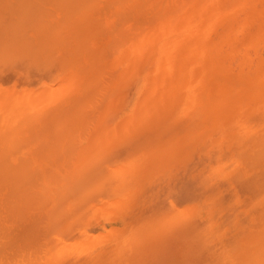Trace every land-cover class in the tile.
<instances>
[{
    "label": "bare ground",
    "instance_id": "bare-ground-1",
    "mask_svg": "<svg viewBox=\"0 0 264 264\" xmlns=\"http://www.w3.org/2000/svg\"><path fill=\"white\" fill-rule=\"evenodd\" d=\"M62 1L65 0H0V264H264V66L262 59H259L260 55L255 51L253 53L252 47L249 49L256 43L259 47L261 40H264V0H196V4L194 1V4L188 5L192 9L196 6L195 17L193 13L185 12V9H192L186 8L183 0H66L65 7L71 12L73 10L72 13H79V10L85 14H80L86 17L83 20L86 22L83 29L88 28L90 33L88 30L84 33L82 28L78 29L80 23L77 27L74 26V21V24L69 22V25L75 32V29L81 30V34L87 35L88 39L87 33L92 35L93 32L95 43L99 41L100 44L99 39L102 36L103 46L98 44L96 48L86 49L84 41L88 40L84 35L80 39V36H77L80 34L78 31L76 37L80 40H73L75 35L71 39V32H68L73 29L64 27L60 32L63 39L66 37L65 40L61 38L63 45L59 43L60 47L57 44L58 38L54 40L57 43H53L62 48L61 51L67 52L60 51L62 56L67 57L65 60L68 61L70 57L73 59L68 63L62 61L64 58L60 56L64 68L69 64L73 67L70 72L66 70L60 74L47 65L49 53L42 52L41 45L44 40L38 42V37L42 32L40 18L48 11V3L58 8L60 2L63 5ZM41 7L46 9L42 11ZM54 11L56 14L65 13ZM95 12H98L99 17L102 12L110 17L114 12L117 20L115 18L113 21L121 19V25L125 24L128 18L131 21L135 18V24L131 21L127 24L137 27L143 22L147 23L148 27L140 28L142 31L137 30L139 33L135 32V35L125 38L129 32H126L125 27L122 30L121 26H116L118 22H114L116 28L113 30L110 27V32H106L107 24L99 25L104 21L103 16V20L100 18L97 25L95 22L98 19L92 23L91 20L96 18ZM50 13L48 11L46 14L51 15ZM90 13L93 14L90 16ZM146 13L156 21L150 19V23L149 17H145ZM118 14L119 17H131L133 14L137 16L118 18ZM66 15L69 14L65 13ZM80 16L78 19L82 20ZM140 16L144 21L147 18V22L142 20L136 25L140 20L137 17ZM61 18L57 23H61ZM42 19L43 24L45 21ZM63 20L66 18H63L62 22ZM203 23L206 25L204 30ZM47 24L49 29L46 32L47 36H50L54 33L53 26L56 24L53 23L51 27L49 21ZM61 24L68 27L66 22ZM61 24L57 25L61 28ZM59 26H56V30H59ZM99 29L104 32L101 33ZM151 29H154V32H151L154 38L153 51L149 48L152 40L149 44L145 39L144 44V38L150 32L144 34L146 37L141 35L145 30ZM98 31L100 33H97ZM209 31H214L215 34H210L215 35V38L208 35ZM58 32L56 34L59 36ZM116 33H121L123 39L118 37L115 41ZM245 33L249 36L242 40L239 36L243 35L245 38ZM106 34H110L107 40L103 38ZM191 34H197L198 40L195 38L196 43H193L192 38L194 39L195 35L190 39V43H185L186 37ZM47 36L46 41L49 37ZM26 38L37 45L42 43L39 51L43 57L39 63L37 52L34 55V52L23 54ZM67 38L71 40L69 50L72 53L67 48ZM103 39L107 44L115 42L116 46H112L117 49L129 46L136 52L149 44V51L146 50L152 53L142 68L139 63L138 68L141 70L137 72L131 96L129 95L125 104L123 103L124 108L118 112L107 113L111 105L105 102V114L102 118L99 114L95 120L96 126H117V117L126 112L127 106L129 112L134 107L135 111L136 105L139 104L138 97L145 94L146 89L153 91L152 88L158 83L151 82L152 87L150 81L152 78L157 81L158 79L154 80L157 77L161 79L159 74H163L165 80L171 75L168 83L174 81L171 86L166 81L160 82L159 79L161 85H158L161 87L156 86L161 90L156 96V101L159 97L160 101H164L163 109L168 108L165 106V99L172 98L173 89L172 117L155 123L158 130L154 133H147L149 130L137 133L130 131L123 135L121 132L120 136V128L124 124L120 128L117 127V136L120 137L116 142L112 140L106 145L107 140L102 141L103 135L98 148L85 150L95 142L93 140L91 144L87 143L91 135V130H88L90 121H94L93 117H96L101 109L103 97L113 94L115 84H120L119 80L114 86L109 85L119 67L118 64L113 68L112 65L107 66V61L113 64L122 58H114L116 61L111 59V49L107 51L106 46L109 45L104 43V46ZM259 39L261 42L258 43ZM48 41L46 43H49ZM73 42L77 45L80 42V46L74 45ZM65 43L68 45L64 49ZM72 45L76 50L75 54ZM29 46V49L32 48V45ZM81 46L85 49V69L78 66L81 63L79 56L82 54L76 55L81 52ZM184 46L188 51L186 58L189 61L185 58L188 64H185L182 58L187 51L184 50L181 55L177 53L179 49L181 52ZM258 47L255 48L257 51ZM28 48L26 51H30ZM100 49H104L105 53ZM122 50L113 53H116L115 56L126 55L127 50L125 49L124 53ZM249 50L253 55L248 53ZM99 51L105 54L102 58ZM125 55H122L123 58ZM142 55L146 56L144 53ZM178 55L183 60L178 59L182 61L180 63L176 61ZM256 55L259 57L257 60ZM24 56H27V62ZM106 56L111 58L107 60ZM133 58L131 56L130 61ZM143 58L142 62L145 60ZM73 62L75 63L72 64ZM102 62H105V66ZM66 63L68 65H65ZM178 63L185 64L186 67L184 70L179 68L183 71H177L179 75L175 80L174 70H178V67H175ZM198 65L200 70L196 71ZM133 68L134 65L130 68L131 71ZM130 69L128 73H131ZM72 70L85 73L77 77L73 75ZM152 74L157 77H152ZM122 76L124 79V75ZM118 77L120 78V75ZM208 79H212L211 83ZM69 82L71 89L67 88L70 86ZM65 85L67 89L64 91ZM102 86L110 87L107 89ZM103 90L108 91L105 93ZM118 94L119 92L116 97H119ZM149 95L142 97L145 106L155 97ZM99 96L102 100H98ZM114 96L112 103L113 100L114 103L118 100L116 97L114 99ZM145 97L148 98L146 101L149 104L145 102ZM149 97L152 98L149 100ZM142 103L143 101L140 105H143ZM159 103L155 105L156 110L161 108ZM167 103L169 105V102ZM119 104L122 105V102L115 103L120 109ZM139 107L141 106H138L137 112ZM90 108H93L92 111L96 112V115ZM143 111L141 113H144ZM151 114L152 122L156 116ZM133 115L124 118L129 122ZM176 115L192 118L183 121L176 119ZM132 123L137 126L136 120ZM61 126L65 127L64 130L67 128L68 132L62 130V133ZM127 126L130 128L131 125L127 123ZM110 127L111 125L107 126V129ZM57 128L60 129L59 132ZM207 128L209 136L205 130ZM64 134L66 136L63 138ZM59 135H62V138ZM75 138L83 143L79 152H83L82 156H73L77 147L73 145L79 144ZM217 154L220 158L212 163ZM227 164L234 169L230 183L234 188L231 189L233 191L229 199L222 192L221 183L214 179V171L227 173ZM96 207H99L98 211ZM35 208H38L36 212H32ZM39 208H42L43 212L49 209L46 214L50 218L48 221L51 225L58 224V227L53 225L55 228H50L44 238L39 224L35 221L42 212ZM32 213L39 214L33 217ZM43 215L45 216H40L43 218ZM82 217H88L90 220ZM39 220L38 222H42ZM87 222L91 229L80 226L81 223ZM43 224L46 222L40 225ZM93 224L98 227L97 231Z\"/></svg>",
    "mask_w": 264,
    "mask_h": 264
},
{
    "label": "rangeland",
    "instance_id": "rangeland-1",
    "mask_svg": "<svg viewBox=\"0 0 264 264\" xmlns=\"http://www.w3.org/2000/svg\"><path fill=\"white\" fill-rule=\"evenodd\" d=\"M57 1H60V0H57ZM65 1H66V0H65ZM65 1H64V2L62 1V4H63V5H61V2H60V5L57 3L61 8H59V6H58V8H57V6H52V5L49 4V3H48V5H47V9L41 7V8H42V11H44V9H46V10L49 11V13H50V11H52V12H51L52 14L50 13L51 15H47L46 13H47L48 11L45 10V11H46V12H45V16H44V15L41 16V18H40V22H41V25H42V27H41L42 32L39 33V37H38V42H42L41 40H44L43 44L46 45V46H44L42 43H41L42 45H41L40 43H38V44H40V45L42 46V52L47 51V52L49 53V57H48V58H49V62L47 63V65H50L51 68H52V70H55V71L57 70L56 72H57V73H60V74H62V72H63V71L65 72L66 70H68V71L70 72V70H71L72 67H73V65H72V67L70 66L71 64H69V66H66L65 68H64V66H63V65H64L63 63H64V62L62 63V61H65V62H66L67 59L65 60V57H66V56L64 57V56H62V53H60V51H61L62 48H59V46H60L59 43H60L61 45H63V44H62V43H64L63 40H65L66 37L63 39V37H61V33H60V32L63 31V28H64V27H66V28H68V29L71 28V30L73 29V28L69 25V22H71L70 24H74V23H76V24H74L75 27H77V26H78L77 24L80 23L81 25L78 26V29H81V28H82V29H81L82 31L84 30L83 28H85V25H86V22H83V20H85V18H86V17H84L85 14H84L83 12L81 13V11H79V10H77V11L79 12V13L76 12L77 14H76V13H72V12H74L73 10H72V12H71V10H69V9L66 8V7H67V6H66V3H67V2H70V1H72V0H69V1H67L66 3H65ZM186 1H187V2H186ZM186 1L183 0V3L185 2L186 8L189 7V6H188L189 3L194 4L193 2L195 1V4H196V2H197L196 0H186ZM198 2H199V1H198ZM186 3H187V4H186ZM199 3H200V2H199ZM55 4H56V3H55ZM64 4H65V5H64ZM63 6H64V7H63ZM65 6H66V7H65ZM197 6H198V3H197ZM72 7H73V6H72ZM190 7H191V6H190ZM190 7H189V8H190ZM194 8H196V6L193 7V9H192V7L190 8V9H192V11H189L188 9H187V11H186V9H185V12H187L188 14H189V12H191V13L194 14V17H195V9H194ZM54 10H57V11H59V12H60V11H61V12H65L66 14L68 13L69 15H66V16H65V13H62V14H60V13H59V14H56ZM74 10H76V9H74ZM53 13H54V15H53ZM95 13H96V14H95ZM95 13H94V14L96 15V18L94 17V19H92V20L90 19V16H91V14H93V13H90V16L86 14V16H89V19L91 20V22H92V21L95 22L94 20H97V19H98V20L95 22L96 25H97V22L100 21V18H102V20H103V17H104V21H105V23H104V21H103V22H100V24H99V23H98V24L101 25V24L103 23L105 26H106V24H107V27H106V28H108V30H106V32H107V31L110 32V30H109L110 27H111L112 29H113V28H116L114 25H115V23L118 22V23L116 24V26H117V25H119V27L121 26V27H120L121 29L125 27L126 32H127V33L129 32V35H128V34L124 31L125 34L128 35V37H125V38H129L130 36L135 35V34L138 32L137 30H140V28H142V29H146V28L148 27V26H147V23H146V22H147L146 19H147L148 17H149V20H148V21H150V19H153V17L151 18L150 15L148 16V14H147L148 12H147V13H146L147 15H145V17L147 16V18L145 19V21H144V19H142L146 24H144L143 22H142V23H143L144 25H146V26L143 28L144 25H142V23L140 22V21H142V20H141V16H140V17H137V18H139L140 20H138V22L136 23V25H138L139 22H140L141 24L139 23L140 25L136 27V26L134 25V24H135V23H134V22H135V21H134V20H135L134 15H136V14L131 15V17H130L129 15H126V16H129L130 18H132V17L134 18V19L132 20L133 22H132L131 20H129V18H128V19L126 20V22H125V24L129 23L130 21H131V23H134V24L132 25V26H133V28H132V26L129 25L130 23L127 24V26H126L125 24H122V25H121V24H120V20H121V19H120L119 21H117V22H115V20L113 21V19L116 18V17H115L116 14L114 15V12H113V15H112L111 17H110V16H107V15H104L105 13H103V12H102V15H101V13H100L101 17H99L98 12H95ZM78 14H79V15H78ZM80 14H81V15L84 14V16H80ZM88 14H89V13H88ZM106 14H109V15H110L111 13H106ZM139 14H141V13H139ZM52 15H53V16H52ZM263 15H264V13H263ZM51 16H52V17H51ZM68 16H69V17H68ZM79 16H80V18H82V20H81V19H80V20L78 19ZM102 16H103V17H102ZM122 16H123V17H126V16H124V15H122ZM122 16L119 17V14H118V18H121ZM136 16H137V15H136ZM143 16H144V14H143ZM186 16H187V15H186ZM61 17H63L64 19L66 18V20H67L68 22H67L66 20H65V21L63 20L64 22H62V19H63V18H61ZM83 17H84V18H83ZM97 17H98V18H97ZM42 18H43V19H42ZM48 18H49V19H48ZM60 18H61V23L65 24V22H66V23L68 24V27H67V25H62V24L60 23V21H59V23H57V20H60ZM91 18H93V17H91ZM142 18H143V17H142ZM41 19L45 21V22L43 21L44 23H46V25L43 23L45 26L42 24ZM109 19H110L111 21H109ZM102 20H101V21H102ZM116 20H117V18H116ZM153 20H155V19H153ZM153 20H152V21H153ZM48 21H49V27H51V25H52L53 23L56 24V26H59V25H57V24H61V26H63V27L60 28V26H59V28L57 27L59 30H56V26L53 24L54 26H53V25H52V26L55 27L54 29H55L56 32L54 31V33H53V31L51 30V33H50V31H49L50 34L53 33V34H52L53 36H52V35L49 36V34H48V36H49V37H48V36H47V32H46V31H48V29H49V28H47V26H48V24H47ZM55 21H56V22H55ZM72 21H74V23H72ZM80 21H81V22H80ZM86 21H87V20H86ZM136 21H137V19H136ZM155 21H156V20H155ZM180 21H181V20H180ZM93 22H92V23H93ZM111 22H112V23H111ZM114 22H115V23H114ZM153 22H154V21H153ZM153 22H152V23H153ZM182 22H183V21H182ZM84 23H85V24H84ZM150 23H151V21H150ZM201 23H202V22H201ZM87 24H88L87 26H89V23H87ZM90 25H91V24H90ZM110 25H112V26H110ZM124 25H125V26H124ZM128 25H129V27H128ZM141 25H142V27H140ZM74 26H73V27H74ZM93 26H94V24H93ZM105 26H104V27H105ZM134 26H135V28H134ZM149 26H150V25H149ZM202 26H203V30H204V29L206 28V27H205L206 25L203 23ZM90 27H91V26H90ZM99 27H100V26H99ZM99 27H98V28H99ZM101 27H102V26H101ZM104 27H103V28H104ZM66 28H65V30H66ZM86 28H87V27H86ZM117 28H118V27H117ZM120 28H119V29H120ZM52 29H53V28H52ZM54 29H53V30H54ZM60 29H61V30H60ZM68 29H67V31H68ZM78 29H75V30H77L76 32L74 31V29H73L72 31H68V32H71V33H70V35H71L70 38L73 37V35H75V38H73V40H74V39H75V40H76V39L80 40V39H81V36L83 37L84 33H86V31L88 30V28L85 29V30L83 31L84 33H83V35H82V34H81L82 31L80 30V31H81V32H80ZM93 29H94V28H93ZM121 29L119 30V32L121 31ZM155 29H156V28H155ZM65 30H64V34H65ZM90 30H91V29H90ZM99 30H100V29H99ZM113 30H115V29H113ZM122 30H123V29H122ZM57 31H59V32H58V33L60 34L59 36L56 34ZM78 31L80 32L79 35H77V33H79ZM95 31H96V29H95ZM101 31H103V30H100V32H101ZM111 31H112V30H111ZM117 31H118V29H117ZM117 31H116V32H117ZM140 31H142V30H140ZM72 32H73V33H72ZM88 32H89V30H88ZM100 32L98 31L97 33H100ZM103 32H104V31H103ZM109 32H108V33H109ZM122 32H123V31H122ZM131 32H133V33H131ZM135 32H136V33H135ZM147 32H150V33H147ZM151 32H154V29H151V30H149V31H146V30H145L144 32H142L141 35H144V34L147 35V34H148V35H147L148 38L144 35V36L146 37V38H144V41H145V39H147L146 41L149 43L152 39L154 40V38H152V37H153V34H152ZM204 32H205V31H204ZM204 32H203V34H204ZM211 32H212L213 34H215L214 31H211ZM211 32H210V31L208 32V35H209V36L212 34ZM89 33H90V32H89ZM89 33H87V34L89 35V39L87 38V35H84V38H85L86 40H88V42H87V41H84V42H86V46H85V47H86V49H87V48H90V47H93V48L95 47V48H96V45L98 46V44H99L98 42H99V41H98V39H97L98 42L95 43L96 40H95V36H93V32H91L92 35L89 34ZM95 33H96V32H95ZM101 33H102V32H101ZM112 33H115V31H112ZM138 33H139V32H138ZM146 33H147V34H146ZM210 33H211V34H210ZM40 34H42V35H40ZM54 34L56 35L55 37H54ZM62 34H63V32H62ZM67 34H68V33H67ZM193 34H194V33H193ZM193 34L189 35L190 37H189V36L186 37V39H185V43H190V42H191L190 39H191L192 37H194L195 35H196V36L194 37V39L192 38V41H193V43H194V42L196 43V39H197L196 37H197V34H195L194 36H193ZM213 34H212V35H213ZM245 34H246V35H245ZM245 34H244V35H245V38H243V37H244L243 35H241L242 37H241V36H239V37H240L242 40L248 38V36H249L248 33H245ZM45 35L48 37V40H51V41H50L51 44H49L50 42H49L48 40H47V41H48L49 43H46L47 41H46V36H45ZM76 35H77V36H80V39L77 38ZM103 35H104V33H103ZM106 35H107L106 37H103V38H105V40H107L108 37H110V36H109L110 34H109V35L106 34ZM212 35H211V36H212ZM62 36H63V35H62ZM66 36H67V35H66ZM85 36H86V37H85ZM104 36H105V35H104ZM112 36H113V35H112ZM121 36H122L121 33H120V35H118L117 33L114 34V37H115L114 39H115V41H116V39H118V37H120L121 39H123V37H121ZM123 36H124V34H123ZM125 36H126V35H125ZM214 36H215V35H214ZM214 36H212V37H214ZM246 36H247V37H246ZM52 37H54L53 40H52ZM67 37H68V36H67ZM55 38H56V39H55ZM57 38H58V40H57ZM59 38H60V39L62 38L63 40L61 39V42H59V40H60ZM68 38H69V37H68ZM68 38H67V39H68ZM195 38H196V39H195ZM210 38H211V37H210ZM214 38H215V37H214ZM214 38H212V39H214ZM71 39H72V38H71ZM101 39H102V36H101ZM101 39H99V40H100V44H101V41H102ZM207 39L210 40L208 36H207ZM241 39H240L239 41H241ZM263 39H264V38H263ZM26 40H27L26 42H30L29 45H32L31 47L34 48L36 51H34V49H32V48L29 49L28 47H30V46L25 42V44H26V48L23 49V54H24V53H26V54L28 53V54H29V53H33V52H34V53H33V55H34L35 52H37L36 56H39V57H40V58L37 60L38 63H39L40 60H41L42 57H43V56H40V52H41V51H39V50L41 49V48H40L41 46L32 43V41H31V40H28L27 38H26ZM54 40H57L58 43H57L56 41H54ZM69 40H70V39H68V40L66 41V42H68V44H69ZM78 40H76V41H78ZM83 40H84V39H83ZM105 40L103 39V44L107 42V41H105ZM111 40H113L112 37H111ZM111 40H110V42H111ZM153 40L150 42V43H152V44L149 43L151 46H149V44L147 45V47H148V46H149V48L151 47L150 51H153V50H152V49H153V46H152V45H154ZM197 40H198V39H197ZM260 40H261V39L258 40V43L261 42V41H262V42H261V45H260V43H259V47H258V45H256V44H257V43H256V44L250 46L249 49L252 47V51H253V53L257 52V53L260 55L259 57H261V58L257 57L258 55H256V59H255V60H257V58H259L260 60L262 59V64H263V66H264V49H263V48H264V40H261V41H260ZM45 41H46V42H45ZM53 41L56 42L59 46H58L56 43L54 44ZM62 41H63V42H62ZM104 41H105V42H104ZM146 41L144 42V44H146ZM84 42H83V43H84ZM70 43H71V40H70ZM73 43H74V42H73ZM79 43H80V42H79ZM79 43H78V45H77V43H74V45L76 44L77 46H80ZM114 43H115V42H114ZM114 43H109V42H108V44L106 43L107 45H109V47L106 46V47L108 48V49H107V48H106V49H107V51H109V49H111L110 52H112V56H113V58H111L110 56H108V57L106 56L107 58H105V59L108 60L109 57H110L111 59H114V58L117 59V58L121 57L122 59L119 58V59L117 60V61H119L118 63H117L116 59H114V61H116V62H113V64H112L111 62H108V61H107V63H108L107 66H111V65H112V68H113V67H115V64H118V67H119V68H118V67L116 66V67L118 68V71H117V74H118V75L115 73V76H114L115 78H113V82H114V83L111 82V84L109 83V85H112V84H113V86H114L115 82H117V81H119V80H120V84L125 83V85H122V86H121L120 84H115V85H116V89L112 91L113 94H107V96L104 95L105 97L102 96L104 100H103L102 104L100 103V105H102V107H101L100 110L98 109L99 111H98L97 115H96V112H93V111H92L93 108H90L91 111H92L93 113H95L96 117H93V116H92V117L94 118V121H92V120L90 121V123L93 125V129H92V125L89 123V126H90V127L88 126V130H89V129L91 130V132L89 131V134H91V135H89V138H88L87 143H88V144H89V143L91 144V143L93 142V140H94L95 142H93V143L91 144V147H88V146H90V145L86 144V146H87V145H88V146H87V147L85 146L86 148L84 147L85 150H87V148H89L90 150H92V149L96 148L98 145H100V140H101V137H102L103 135H104V136H103L102 141L107 140V141L105 142V144L107 145L109 142H112V140H115V141H113V142H116L117 139H119V137H120L121 135H123L124 133H126V132L135 131V132L137 133V132H141L142 130H149L147 133H154V132H156V131L158 130V128L155 127V123L161 122L162 120H167V119H169V118L172 117V113H171V105H172L173 97H174V96H173V89H172V93H171V97H172V98H171V99L168 98L169 100H168V99H165V106L167 105L166 107H168V108H166V109L164 108V109H163L162 104L164 105V101H160L161 98H160V97H159V98L157 97V98L159 99V100H157V101L160 102L159 104L161 105V108H160L159 110H156V108H155L156 106H155V105H156V103H158V102L156 101V96H158L159 93H160V91H161L160 88H159V87H161V86H159V85H161V84H159V79H160V78H158V77L156 76V74H154V75L152 74V77H153V76H154V77H155V76L157 77V78H154V80H155V79H158V80H157V81H153V78H152V81H150V86L153 87V85H152L151 82H154V83L156 82V83L159 84V85L157 84L159 87L156 88L157 85H156V86L154 85V88H152V89H153V91H152V90H150V89L148 88V86H147V88L150 90V92L145 88L146 91H145L144 93L146 94L147 92H149V94H151V93H152V94H151V95H149V94H146V95H145V94H142L141 96L139 95L140 97H138V98L141 99L142 97H144V96H148V95H149V96H155V97H153V98L151 97V98H152L151 101H153V99H155L156 102H155V101H153V102L149 101V100L151 99V98L149 97V100H148V101L150 102V104H149V102L147 103V101H146V98H147V97H145V102H146L147 104H149L148 106H147V105L145 106V105H144V98H142V100H140V99L137 98V99H138V100H137V101H138L137 103H139V104L136 105V106H137L136 110L134 111V109H135V107H134V108H132V110H130V112H131V113H130V112H129V109H128L129 106H127V108H126V112H124L122 116L119 115V116L117 117V120H118V124H117V126H116V125H113V126H112V124H107L106 126H98V127L96 126V121H95V120H97V118L99 117V114L101 115V118H102V116L105 114V107H106V106H105L106 104L104 105L105 102L110 103V105H111V107L108 109L107 113H109L110 111L118 112V111H120L121 109L124 108L123 103L125 104V102L127 101L129 95L131 96L132 87H133V83H134V81H135V78L137 77V72H138L139 70H141V68L146 64V62H147V60H148V58H149V56H150V53H152V52H150V53L148 52L149 49H147V47H145V48H141L139 52H136V51L131 50V48H130L129 46H128L129 48H128V47H123V48L119 49V48H120V47H119V48L117 49V47H115L116 45H115ZM53 44H54V45H53ZM68 44L65 43V44H64L65 46H64V47L62 46V47L65 49L66 45H68ZM81 44H82V43H81ZM100 44H99V46H100ZM112 44H114L115 46H112ZM27 45H28V46H27ZM74 45H72V46H73V51L75 50ZM82 45H83V44H82ZM84 45H85V43H84ZM101 45H102V44H101ZM182 45H183V44H182ZM182 45H181V46H182ZM184 45H186V44H184ZM255 45H256V46H255ZM39 46H40V47H39ZM69 46H70V44H69L68 47H67L68 50L70 49ZM72 46H71V48H72ZM102 46H103V45H102ZM104 46H105V44H104ZM111 46H112V48H111ZM44 47H45V49H44ZM60 47H61V46H60ZM81 47H82L81 50L79 49V51H81V52L78 53V54H76V55L79 56V54H82L81 56H79V57H80L79 61H80L81 63H79L80 65H78V66H79V67H80V66H83L84 68H83V67H82V68L85 69V63H84V59H85V56H84L85 53H84V51H85V49H84V46H81ZM142 47H143V46H142ZM185 47H186V46H184V48H185ZM257 47H258V51H257V49H255V48H257ZM27 48H28V50H30V51H26ZM67 48H66V50H67ZM77 48H78V47H77ZM77 48H76V49H77ZM79 48H80V47H79ZM181 48H183V47H181ZM184 48L182 49L181 52H180L181 49H179V50L177 51V53L179 52L180 55H181L182 52H183L184 50L187 51L186 48H185V49H184ZM49 49H50V50H49ZM58 49H59V50H58ZM98 49H99V48H98ZM98 49H97V50H98ZM122 49H123V50H122ZM125 49L127 50V53L129 52L128 55H127V53H126V55L128 56L129 59L127 58V56H126L125 54H122V55H125V57L123 58V56H122L121 54H120V55H117V56H118V57H117V56L114 55V54H116V53H113V52H116V50H117V52H118L119 50H122V52H123V51L126 52ZM142 49H143V50H142ZM146 49H147L148 51H147ZM100 50H103V52H104V49H100ZM145 50H146L147 52H145ZM250 50H251V49H250ZM250 50L248 51L249 54L252 53V51L250 52ZM259 50H260V51H259ZM62 51H63V50H62ZM62 51H61V52H62ZM69 51H70V50H69ZM69 51H68V52H69ZM75 51H76V50H75ZM75 51L73 52L74 54H75ZM254 51H255V52H254ZM63 52H64V53H67L66 51H63ZM70 52L72 53V51H70ZM70 52H69V53H70ZM99 52L102 53V55H101V58H102V56L105 55V54H104L105 52H104V53H103L102 51H99ZM99 52H98V53H99ZM124 52H123V53H124ZM262 52H263V53H262ZM51 53H52L53 56L51 55ZM69 53H68V54H69ZM71 53H70V55H71ZM95 53H96V52H95ZM95 53H93V54H95ZM106 53H107V52H106ZM118 53H119V52H118ZM143 53H144V55L147 56V57L145 56L146 58L142 55ZM145 53H146V54H145ZM147 53H148V54H147ZM177 53H176V54H177ZM183 53H184V52H183ZM253 53H252V55H253ZM257 53H256V54H257ZM261 53H262L263 55H262ZM28 54H27V55H28ZM58 54H60V55H58ZM74 54H73V55H74ZM50 55H51V56H50ZM63 55H64V54H63ZM65 55H67V54H65ZM73 55H72V56H73ZM76 55H75V56H76ZM96 55H97V53H96ZM98 55H99V54H98ZM109 55H110V54H109ZM134 55H135V56H134ZM180 55H178V58H176V59H177L176 61L179 62V63H180V61L182 60L181 58H179V57H181ZM252 55H251V56H252ZM60 56H62V57L64 58V60L62 59V61H61ZM131 56H132V58H133V56H134V58L131 59V61H130V57H131ZM187 56H188V51H187V53L185 52L184 56L182 55V58H184L185 64H188V63H189V62H186V61L188 60V59L186 58ZM56 57H57V58H56ZM68 57H70V56L68 55ZM73 57H74V56H73ZM136 57H137V59H136ZM143 57H144V58H143ZM176 57H177V55H176ZM254 57H255V54H254ZM254 57L252 58V60H254ZM24 58H25V60H26L27 56H24ZM37 58H38V57H37ZM58 58H59V60H58ZM66 58H67V57H66ZM91 58H92V57H90V59H91ZM93 58H94V57H93ZM126 58H127V59H126ZM142 58L145 59V60H143V62H142ZM185 58H186L187 60H185ZM250 58H251V57H250ZM77 59H78V58H77ZM97 59H99V57H97ZM111 59H110V61H112ZM178 59H181V60H178ZM69 60H71L70 62H72L73 59H71V57H70ZM69 60L67 61L68 63H69ZM122 60H123V61H122ZM99 61H100V60H98V62H99ZM102 61H104V60H102ZM121 61H122V62H121ZM132 61L134 62V64H133ZM182 61H183V60H182ZM182 61H181V62H182ZM188 61H189V60H188ZM258 61H259V60H258ZM26 62H27V60H26ZM76 62L78 63V61H76ZM125 62H127V63H125ZM60 63H62V64H60ZM68 63H66L65 65H68ZM74 63H75V62H73L72 64H74ZM122 63H123V65H121ZM129 63H130V65L132 64V66H130ZM139 63L141 64V68H140V69L138 68ZM179 63L175 66V67H178V70H177V68L174 70V72L176 71V73L174 74V75H176V76L173 77L174 79H175V77L177 78V75H179L178 73H179L180 71H183V70H184L183 68L186 67L185 64L182 65V63H181V64H179ZM183 63H184V62H183ZM97 64H99V63H97ZM102 64H104V66H105V62H104V63L102 62ZM124 64H126V65H124ZM127 64H128V66H127ZM262 64H261V65H262ZM133 65H134V68H133L132 71H131L130 68H132ZM179 65H180V66H179ZM181 65H182V66H181ZM97 66H98V65H96V67H97ZM99 66H100V65H99ZM107 66H106V68H107ZM183 66H184V67H183ZM54 67H55V68H54ZM100 67H101V66H100ZM102 67H103V66H102ZM125 67H126L127 70L125 69ZM127 67L130 69L131 73H128V72H129V69H128ZM139 67H140V66H139ZM180 67H182L181 69H183V70L179 69ZM77 68H78V67H77ZM103 68H104V67H103ZM99 69H101V68H99ZM108 69L111 70L110 68H108ZM108 69H107V70H108ZM121 69H122V71H120ZM196 69H197L196 71H199V70H200V66H199V65L196 66ZM102 70H103V69H102ZM104 70H105V68H104ZM107 70H106V71H107ZM116 70H117V69H116ZM116 70H115V71H116ZM78 71H79V70H78ZM95 71H96V68H95ZM124 71H125L126 74H124ZM126 71H127V72H126ZM177 71H179V72H177ZM97 72H98V71H97ZM97 72H96V73H97ZM72 73H73L74 76H77V77H78V76H81L80 74H84L85 72H83V71H81V72H75V70H72ZM75 73H77V74H75ZM110 73H111V72H110ZM113 73H114V72H113ZM68 74H69V73H68ZM100 74H101V73H100ZM102 74H103V72H102ZM104 74H106V73H104ZM129 74H130V75H129ZM96 75H97V74H96ZM106 75H107V74H106ZM106 75H105V76H106ZM119 75H120V78H119V77L117 78V76H119ZM122 75H124V79L121 78V77H123ZM128 75H129V76H128ZM159 75H161L160 82H161V81H164V82L166 81V83H168L169 80L171 79V75H170V78H169V76H168L167 80H165V78L162 77L163 74H159ZM159 75H158V76H159ZM203 75H204V74H203ZM205 75H206V74H205ZM125 76H126V77H125ZM97 77H98V76H97ZM97 77H96V78H97ZM99 77H100V76H99ZM101 77H102V76H101ZM108 77H109V73H108ZM110 77H112V76H110ZM149 77H151V74H150ZM159 77H160V76H159ZM208 77H209V75H208ZM210 77L212 78V76H210ZM102 78H104V77H102ZM106 78H107V77H106ZM106 78H105V79H106ZM205 78H206V77H205ZM74 79H75V78H74ZM108 79H109V78H108ZM108 79H107V80H108ZM116 79H117V80H116ZM163 79H164V80H163ZM70 80H72V78H70ZM75 80H78V78L75 79ZM95 80L97 81L98 79H95ZM149 80H150V79H149ZM175 80H176V79H175ZM208 80H209V79H208ZM208 80H207V81H208ZM68 81H69V80H68ZM109 81H112V80L109 79ZM109 81H108V82H109ZM167 81H168V82H167ZM204 81H205V80H204ZM210 81H212V79L209 80V83H211ZM103 82H104V81H103V79H102V83H103ZM105 82H106V81H105ZM108 82H107V83H108ZM121 82H122V83H121ZM173 82H174V81L171 80V82L168 83V84H171V86H172ZM67 83H68V82H67ZM69 83H70V82H69ZM97 83H98V82H97ZM107 83H106V86L108 85ZM117 83H118V82H117ZM204 83H205V82H204ZM206 83H207V82H206ZM69 85H70V86H67V88L70 87V89H71V83H70ZM72 85H73V84H72ZM97 85H99V84H97ZM97 85H96V86H97ZM119 85H120L121 87H119ZM205 85H206V84H205ZM207 85H208V83H207ZM73 86H74V85H73ZM73 86H72V87H73ZM150 86H149V87H150ZM64 87H65V88H64V91H65V90L67 89V88H66V85H65ZM102 87H103V86H102ZM108 87H110V86H108ZM108 87H103V88H107V89H108ZM95 88H96V87H95ZM156 89H157V91H156ZM158 89H159V90H158ZM100 90H102V88H101ZM100 90H99V91H100ZM104 90H106V89H104ZM104 90H103V91H104ZM175 90H176V89H175ZM107 91H108V90H107ZM107 91H106V92H107ZM121 91H124V92H121ZM151 91H152V92H151ZM97 92H98V90H97ZM104 92H105V91H104ZM106 92H105V93H106ZM118 92H119V94H118L119 97H120V95L122 96V97H120V99H119V97H116V96H117L116 93H118ZM155 92H156V94H155ZM157 92H158V93H157ZM99 93H100V92H99ZM109 93H110V89H109ZM120 93H124V94L122 95V94H120ZM95 94H96V93H95ZM103 94H104V93H103ZM103 94H102V95H103ZM114 94H115V96H114ZM157 94H158V95H157ZM169 94H170V93H169ZM96 95H98V94H96ZM96 95H95V96H96ZM99 95H101V93H100ZM93 96H94V95H93ZM93 96H92V97H93ZM113 96H114V99H115V97L118 98L117 101L115 100V101H116L115 103L122 102V105H120V104L118 105V107H120V109L116 107L117 104L115 105L114 100H113V103H112V98H113ZM92 97H91V98H92ZM99 97H100V96H99ZM169 97H170V96H169ZM96 98H98V97H96ZM130 98H131V97H130ZM147 99H148V98H147ZM98 100H102L101 97H100V99H98ZM166 100H167V101H166ZM93 101H94V100H93ZM95 101H96V99H95ZM142 101H143V103H142L143 105H140ZM91 102H92V101H91ZM96 102H97V101H96ZM96 102H93V103L96 104ZM100 102H101V101H100ZM161 102H162V103H161ZM167 102H169V105H168ZM93 103H91V104H93ZM97 103H99V102H97ZM166 103H167V104H166ZM89 104H90V103H89ZM91 104H90V105H91ZM159 104H158V106L160 107ZM93 105H94V104H93ZM100 105H99V106H100ZM112 106H115V107H112ZM121 106H122V107H121ZM130 106H131V104H130ZM138 106H141V107H139V109H140L141 111L139 110V111L137 112V110H138ZM87 107H88V106H87ZM89 107H91V106H89ZM93 107L95 108V106H93ZM97 107H98V105H97ZM146 107H148V108H146ZM98 108H99V107H98ZM142 108H143V109H142ZM144 108H146V109H144ZM95 109H96V108H95ZM127 109H128V110H127ZM157 109H158V108H157ZM143 110H145V111H143ZM148 110H151L152 112H148ZM160 110H161V111H160ZM165 110H166V111H165ZM91 111H90V115H92V112H91ZM101 111H102V112H101ZM103 111H104V112H103ZM142 111H143L144 113H141ZM128 112L130 113V115H129ZM134 112H135V113H134ZM154 112H156V113L154 114ZM157 112H158V113H157ZM133 113H134V115H135V114H136V115L134 116ZM151 113H153V115L156 116V117H154L155 119H154V121H152V122L150 121V120H152V116H151L152 114H151ZM159 113H160V114L163 113L162 116H161V115H159V116L156 115V114H159ZM80 115H81V114H80ZM127 115H129V116H128L129 118H130L132 115H133V118H136V119H134V120H136L137 126H136V124H135V126L132 125V124H133L132 122L134 121L133 118L129 119V122L127 121V119H125V118H128V117H126ZM138 115H139V116H138ZM71 116H72V115H71ZM71 116H70V118H71ZM74 116H75V115H74ZM160 116H161V118H160ZM75 117H76V116H75ZM90 117H91V116H90ZM124 117H125V118H124ZM139 117H140V118H139ZM150 117H151V118H150ZM77 118H78V116H77ZM123 118H124V119H123ZM137 118L142 119V120H139V119H137ZM159 118H160V119H159ZM175 118L178 119V120L189 121L192 117H191V116L189 117V116H186V115H180V116L176 115ZM71 119H72V118H71ZM91 119H92V118H91ZM122 119H123V120H122ZM73 120H75V119L73 118ZM76 120H78V119H76ZM121 120H122V122H119V121H121ZM137 120H138V121H137ZM74 122H75V121H74ZM76 122H77V121H76ZM124 122H125V123H124ZM50 123H51V122H50ZM127 123H128V125H131L130 128H128ZM129 123H130V124H129ZM124 124H125V125H124ZM50 125H51V124H50ZM110 125H111V127L113 128V129H111V127H110L109 129H111V130L107 129V126H110ZM122 125H124V126L122 127ZM115 126H116V128H115ZM120 126H121L123 129L120 128ZM51 127H52V126H51ZM51 127H50V128H51ZM58 127H60V126H58ZM61 127H63V128L61 129V132H62V130H64L65 127H64V126H61ZM117 127H119L120 130H121V131L119 132V135H120V133L122 132L120 136H117V132L119 131V129H118ZM85 128H87V127L85 126ZM51 129H52V128H51ZM51 129H50V130H51ZM57 129H58V132H59L60 129H59V128H57ZM65 130H66V132H68V131H67V128H66ZM65 130H64V132H65ZM83 130H84V129H83ZM85 130H86V129H85ZM88 130H87V131H88ZM98 130L100 131V133H99ZM116 130H117V132H116ZM205 130H206L207 135L209 136V135H210V133H209V128H207V129H205ZM87 131H86V133H88ZM110 131H112V132H110ZM113 131H114L115 134L113 133ZM64 132H62V133H64ZM93 132L96 133V136H94L95 133H93ZM86 133H85V134H86ZM65 134H67V133H65ZM65 134H64L63 138L66 136ZM68 134H69V133H68ZM79 135H80V134H79ZM79 135H78V136H79ZM59 136H60V138H62V135H59ZM59 136H58V137H59ZM82 136H83V134H82ZM82 136H81L80 140L82 139ZM91 136H92L93 138H92ZM90 137H91V138H90ZM76 138H77V137H76ZM76 138H75V140H76ZM94 138H95V139H94ZM72 139H73V138H72ZM77 139H79V138H77ZM91 139H92V140H91ZM80 140H76V141L79 142ZM97 141H98V142H97ZM73 142H75L74 139H73ZM77 142H76V143H77ZM68 143H69V142H68ZM70 143H71V142H70ZM80 143H81V144H80ZM73 144H74V143H73ZM73 144H72V145H73ZM59 145H60V144H59ZM61 145H63L62 142H61ZM69 145H70V144H68V146H69ZM76 146H77L78 148H77ZM81 146H83V143H82V142H79L78 145H76V144H75V146L73 145V147H76V148H77V149L75 148V150H74V153H75V154H73V156H75V155H77V154H79L80 156L83 155V152L79 153L80 150L82 149ZM98 147H99V146H98ZM98 147H97V148H98ZM35 149H36V148H35ZM35 149H33V152L36 153V150H35ZM72 149H74V148H72ZM70 150H71V149H70ZM41 151H42V150H41ZM76 151H77V152H76ZM82 151H83V150H82ZM227 154H228V152H227ZM66 156H67V154H66ZM69 156H70V155H69ZM227 156H228V155H227ZM65 158H66V157H65ZM218 158H220V157H219V155L217 154V155L213 158L212 163H214L215 160L218 159ZM227 158H228V157H227ZM106 159L110 160V158H106ZM228 159H229V158H228ZM229 161H230V160H228V163H229ZM68 163H70V162H68ZM64 165H65V163H64ZM67 165H68V164H67ZM212 165H213V164H212ZM227 165H228V167H227V170H228L227 173H225V172L223 173V172H216V171H214V173H215V174H214V179H216L218 182L221 183V186H222V192H224V193L227 195L228 199H229L230 196H231V193H232V191H233V190H231V189L234 188V187H232V185L230 184V183H232V181H231L232 174H231V173L233 172L234 169H233V167H231L229 164H227ZM228 176H229V177H228ZM226 179H227V180H226ZM231 187H232V188H231ZM42 190H44V187H43V186H42ZM223 197H224V196H223ZM224 198H225V197H224ZM37 203H38V201H37ZM35 204H36V203H35ZM37 206H38V204H37ZM31 209H32V208H31ZM36 209H38V208L33 209L32 212L35 211ZM40 209H41V211L43 210L42 208H39V211H40ZM57 209H58V208H57ZM96 209H97V211H98V210H99V207H96ZM47 210L49 211V209H47ZM47 210H46V212H43V211H42L43 213L40 211V212H41L40 215L45 214V216L43 215V218H44L45 221H43V218H42V216H40V215H39V217L37 218V216H38V214H39L40 212H39L38 214L35 213V214L37 215V216H36L37 220H35V218L33 219V220L36 221V223L39 224V225H38V224H37V225H38V227L40 226L41 234L43 233V234H42V235H43V238H44V235L46 236V233H47L48 230L53 229V227H54L53 225L56 224L57 227H58V224H57V223L51 225L50 221H48V219L50 220V218H49V215L46 216V214H48ZM35 212H36V211H35ZM5 213H6V214H9L8 212H5ZM59 213H60V212H59ZM35 214L32 213L31 216L33 215V217H34ZM40 217H41L42 219H41ZM82 218H83V219H86V220H88V221L90 220V218H88V217H82ZM38 219L42 220V222H44V223L46 222V224H45V225L43 224V226L40 225L42 222H38ZM46 219H47V221H46ZM40 220H39V221H40ZM80 226H81L82 228H85V229H86V228H87V229H91V226L88 225V222H87V223H84V224L81 223ZM92 226H94L95 231L98 230V227H97L96 225L93 224ZM44 227H45V228H44ZM70 227H71V225H70ZM43 228H44V229H43ZM50 228H51V229H50ZM54 228H55V227H54ZM44 232H45V233H44ZM68 234H69V233H68ZM43 240H44V239H43ZM43 244H45V243H42V245H43Z\"/></svg>",
    "mask_w": 264,
    "mask_h": 264
}]
</instances>
